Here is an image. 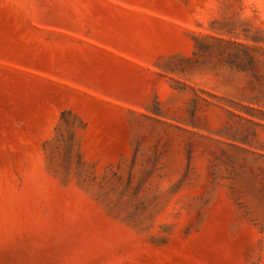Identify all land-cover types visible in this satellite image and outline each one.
Instances as JSON below:
<instances>
[{"label":"rangeland","instance_id":"374dc122","mask_svg":"<svg viewBox=\"0 0 264 264\" xmlns=\"http://www.w3.org/2000/svg\"><path fill=\"white\" fill-rule=\"evenodd\" d=\"M0 264H264V0H0Z\"/></svg>","mask_w":264,"mask_h":264}]
</instances>
